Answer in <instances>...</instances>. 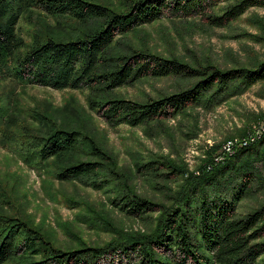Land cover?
I'll list each match as a JSON object with an SVG mask.
<instances>
[{
  "label": "trees",
  "instance_id": "16d2710c",
  "mask_svg": "<svg viewBox=\"0 0 264 264\" xmlns=\"http://www.w3.org/2000/svg\"><path fill=\"white\" fill-rule=\"evenodd\" d=\"M258 7L264 8V0H125L122 9L91 0H0V76L20 84L86 89L89 108L114 127L150 125L192 105L212 109L263 84L264 61L253 68L197 67L146 49H118V38L163 18H197L222 28ZM33 8L53 17L58 31L67 23L76 25L68 37L36 33L21 53L25 41L17 34V24ZM171 75L198 81L146 101L115 93L143 78ZM5 113L1 142L17 150L26 165L46 172L54 164L59 182L78 181L104 190L113 208L154 225L150 231H127L108 219L87 216L91 228L113 237L96 246L74 234L77 248L64 250L15 211L18 197L0 181V264H102L108 256L130 255L138 264H264V205L238 213L240 201L264 184V138L223 164L207 161L199 174L164 156L138 162L136 173L144 171L141 175L183 177L164 201L138 193L116 157L83 126L64 125L47 113L35 116L32 126L14 129V114L0 110V121Z\"/></svg>",
  "mask_w": 264,
  "mask_h": 264
},
{
  "label": "rangeland",
  "instance_id": "374dc122",
  "mask_svg": "<svg viewBox=\"0 0 264 264\" xmlns=\"http://www.w3.org/2000/svg\"><path fill=\"white\" fill-rule=\"evenodd\" d=\"M91 1L122 9L125 0ZM55 25L54 18L40 9L25 11L17 24V34L25 41L21 53L27 51L36 33L44 38L47 34L68 37L76 23H67L63 31H58ZM116 45L118 49L131 52L146 49L166 57H177L197 67L211 63L224 70L253 68L264 61V8H252L222 28L212 27L197 18H163L119 37ZM197 81L198 78L172 75L147 77L115 93L146 101L180 92ZM88 92L86 89L20 84L0 76V110L16 116L17 127L10 124L14 129L27 124L32 126L36 123L35 116L47 113L64 125L83 126L116 157L118 166L137 192L156 200L168 201L167 195L182 184L183 177L172 175L166 179L160 172L141 175L144 171L136 173L138 162L164 156L183 165L188 173L197 174L225 141L246 136L253 126L264 121V83L212 109L192 105L176 117L135 127L109 125L100 113L89 108ZM6 121L5 113L0 121L1 185L18 197L13 203L17 204L15 211L30 218L56 241L57 246L64 250L77 248L74 234L96 246L113 237L110 232L91 228L85 220L87 216L99 217L102 221L108 219L127 231L153 228L151 220L129 217L113 208L104 190L84 186L78 181L59 182L53 175L57 168L54 164L46 172L26 165L17 150L1 142L2 126ZM261 205H264V184L240 201L238 213H248ZM138 263L135 255L108 256L102 260V264Z\"/></svg>",
  "mask_w": 264,
  "mask_h": 264
},
{
  "label": "built area",
  "instance_id": "2783aa9c",
  "mask_svg": "<svg viewBox=\"0 0 264 264\" xmlns=\"http://www.w3.org/2000/svg\"><path fill=\"white\" fill-rule=\"evenodd\" d=\"M264 138V121L256 124L244 137L225 141L220 150L212 156L214 164H223L235 156L239 150L248 148ZM199 174V171H196Z\"/></svg>",
  "mask_w": 264,
  "mask_h": 264
}]
</instances>
